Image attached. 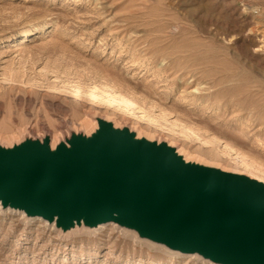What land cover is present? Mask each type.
<instances>
[{
  "label": "rangeland",
  "instance_id": "1",
  "mask_svg": "<svg viewBox=\"0 0 264 264\" xmlns=\"http://www.w3.org/2000/svg\"><path fill=\"white\" fill-rule=\"evenodd\" d=\"M100 117L264 181V0H0V144ZM187 259L205 264L114 225L68 235L0 212V264Z\"/></svg>",
  "mask_w": 264,
  "mask_h": 264
},
{
  "label": "water",
  "instance_id": "2",
  "mask_svg": "<svg viewBox=\"0 0 264 264\" xmlns=\"http://www.w3.org/2000/svg\"><path fill=\"white\" fill-rule=\"evenodd\" d=\"M97 122L54 148L49 133L0 144L1 205L54 221L62 233L114 222L216 264H264V181Z\"/></svg>",
  "mask_w": 264,
  "mask_h": 264
},
{
  "label": "bare ground",
  "instance_id": "3",
  "mask_svg": "<svg viewBox=\"0 0 264 264\" xmlns=\"http://www.w3.org/2000/svg\"><path fill=\"white\" fill-rule=\"evenodd\" d=\"M80 131V130H78ZM140 133H142V131L140 130ZM50 141H51V147L54 148L56 146L57 143H59L62 139L60 135L57 136H52L50 133ZM190 155H186V158L188 159ZM253 176V175H252ZM0 212L5 213V212H9V213H18L19 215H21V219L24 221H32V220H38L41 221L42 225L46 224V226L51 227L52 229H55L56 231H58L59 233H61L60 229L56 228L55 222H48L47 220L41 218V217H34V218H28L26 216V214L24 213V211H17V210H13L10 207H3L0 203ZM119 230L122 234L131 237L132 239H134V241L139 242V243H144L146 245H148L149 247L155 248L157 250L162 251L163 253L167 254V255H172V256H179V257H184V256H192L195 260L197 261H202L205 264H216L214 262H212L211 260H209L208 258L203 257L202 255L194 252V253H182L178 250H171L167 247H165L162 244H157L149 239L146 238H142L140 237L137 232L133 229L127 228V227H123L120 226L114 222H109V223H104V224H99L96 226H86L84 224H75L73 228H71V230L69 232H67L68 235L70 234H83V233H87V234H94L97 233L99 230H101L104 226H113ZM184 264H191V262L187 259Z\"/></svg>",
  "mask_w": 264,
  "mask_h": 264
}]
</instances>
